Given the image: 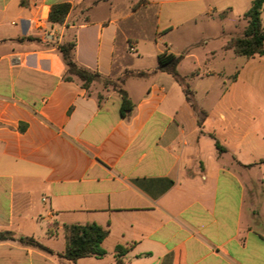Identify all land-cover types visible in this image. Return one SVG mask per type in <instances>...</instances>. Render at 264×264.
<instances>
[{"label":"crops","instance_id":"crops-1","mask_svg":"<svg viewBox=\"0 0 264 264\" xmlns=\"http://www.w3.org/2000/svg\"><path fill=\"white\" fill-rule=\"evenodd\" d=\"M185 1L0 0V232L13 235L0 264H71L57 256L65 226L89 223L108 231L105 254L75 264H264V102L249 88L239 97L236 77L223 88L224 70L192 45L159 43L174 24L143 40L125 25L152 6L159 23L162 6ZM69 43L78 66L120 87L66 80L58 46ZM163 53L180 57L187 95L158 69Z\"/></svg>","mask_w":264,"mask_h":264},{"label":"rangeland","instance_id":"rangeland-1","mask_svg":"<svg viewBox=\"0 0 264 264\" xmlns=\"http://www.w3.org/2000/svg\"><path fill=\"white\" fill-rule=\"evenodd\" d=\"M117 1L130 8L139 2V0ZM250 2L251 0H189L168 4L160 9L159 23L155 15L157 8L152 6L139 10L132 18L125 21V25L129 31L138 34L143 40L147 36L152 37L157 24L160 28L169 23L174 24L172 30L161 29L156 32L155 38L159 43L162 41L170 43L171 50L179 53L184 50V45H192L191 52L203 65L208 59L207 67H220L224 70L225 76L215 79L217 83L222 82L223 88L236 77L239 97L241 92L245 91L244 88H249L252 89L256 102H264V56L255 58L236 56L231 49L225 47L230 38L243 36L246 21L242 15L249 9ZM260 18L264 29V4ZM198 42L202 43L194 45ZM141 45L142 53L149 52L144 44ZM213 54H215L214 59H212ZM191 66L192 60H187L182 68L188 70ZM99 87L100 90L107 87L116 89L120 84L109 80V84L99 83Z\"/></svg>","mask_w":264,"mask_h":264},{"label":"trees","instance_id":"trees-1","mask_svg":"<svg viewBox=\"0 0 264 264\" xmlns=\"http://www.w3.org/2000/svg\"><path fill=\"white\" fill-rule=\"evenodd\" d=\"M264 0H253L249 9L243 13V18L246 21V27L242 37L230 38L225 47L231 49L234 55L242 56L245 58H251L254 56L264 55V29L261 25V12L263 10ZM70 9L69 4H57L50 7L48 13V20L51 23L62 24L66 18ZM74 43L67 45L58 46V50L62 55V59L66 66V80H72L75 78L80 83V86L87 89L88 86L93 82L103 83L104 85L109 84V80L103 79L99 74L91 72L83 67L78 66L72 59V50ZM180 61L179 56L173 54L163 53L158 55L157 63L159 70H166L175 79L184 86L185 95L188 94L186 88L185 79L181 77L176 67ZM142 73H139L141 75ZM122 96V104L120 107V113L125 116L132 108V104L127 99L126 95L122 90H119ZM101 99V96H99ZM186 100L192 102L186 97ZM215 147L218 151H222L223 148L219 143L215 142ZM260 164H264V159L260 161ZM66 247L62 254H57L58 257L75 264L76 260L84 257H95L100 258L105 254V250L101 244L104 238L107 236L108 231L103 229L95 223L89 224H72L66 225ZM12 240L13 235L10 232H0V241ZM18 240L28 246L38 248L44 252L51 253V251L37 242L34 238L19 237ZM121 247L116 248V259L121 254Z\"/></svg>","mask_w":264,"mask_h":264}]
</instances>
